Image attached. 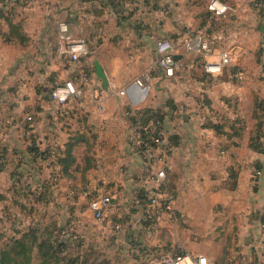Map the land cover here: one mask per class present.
Listing matches in <instances>:
<instances>
[{"label": "crops", "instance_id": "crops-1", "mask_svg": "<svg viewBox=\"0 0 264 264\" xmlns=\"http://www.w3.org/2000/svg\"><path fill=\"white\" fill-rule=\"evenodd\" d=\"M208 1L24 0L1 9V245L34 229L39 240L58 236L73 222L100 235L103 262L152 264L170 244L213 264H257L261 254L264 264V0H224L235 9L224 16L212 15ZM60 23L90 44L78 62L59 52ZM190 28L207 34L211 55L185 51ZM162 37L179 65L171 77L158 56L155 64L147 57ZM223 50L230 64L207 73L203 62ZM84 71L93 81L82 97L64 106L50 98L54 80L78 82ZM111 89L98 110L94 91ZM153 113L163 143L148 151L136 143L135 123ZM158 164L175 199L174 216L155 219L145 200ZM103 194L112 204L103 221L90 217L103 229L89 233L82 211L90 216L89 199Z\"/></svg>", "mask_w": 264, "mask_h": 264}, {"label": "built area", "instance_id": "built-area-1", "mask_svg": "<svg viewBox=\"0 0 264 264\" xmlns=\"http://www.w3.org/2000/svg\"><path fill=\"white\" fill-rule=\"evenodd\" d=\"M208 11L214 16H224L235 9L231 7L224 0H209L207 3ZM60 43L59 52L62 57H67L70 61L78 62L82 57L89 53L86 41L83 38H74L68 33V26L66 23L59 24ZM182 46L186 52L194 53L202 57H207L213 53L212 42L207 34L200 29H187L182 35ZM156 52L158 54V66L165 76L171 77L178 68V61L174 53L173 41L168 37H162L156 43ZM231 62L230 53L227 50L220 52L218 61L203 62L204 70L211 74H220L223 68ZM93 81V74L90 72H82L81 76L76 82L73 79L54 80L50 90V98L59 106H64L72 99H78L83 96L85 88ZM135 83L142 85L140 79H136ZM117 91L111 89L109 91L96 90L94 91V101L96 108L100 110L103 106L104 100L107 96L114 95ZM123 95L124 91H118ZM138 116V111H133ZM26 121H33L32 114H27ZM135 130L138 134L137 144L142 146L145 150H152L155 146L163 143V136L161 133V120L159 117H153L151 121L140 122L136 121ZM259 170L254 171V177L259 175ZM156 186L152 189L145 200L146 216L150 218L159 219L162 212L172 213V203L175 199V192L167 182L165 167L162 164L156 166L155 171ZM112 204V196L110 194L95 195L89 199L88 208L92 212L95 220L103 221L106 211ZM147 217V218H148ZM149 218V219H150ZM113 227L118 229L119 224H114ZM258 240L264 244V221L258 227ZM262 254L257 264H262ZM152 264H213V262L205 255L193 254L187 251L172 252L170 250L161 251L158 257Z\"/></svg>", "mask_w": 264, "mask_h": 264}, {"label": "rangeland", "instance_id": "rangeland-1", "mask_svg": "<svg viewBox=\"0 0 264 264\" xmlns=\"http://www.w3.org/2000/svg\"><path fill=\"white\" fill-rule=\"evenodd\" d=\"M24 0H0V11L2 8H5L7 6H11V5H16V4H23ZM87 42V41H86ZM88 47V49L90 48V44L87 42L86 43ZM158 54L156 51H151L147 57L150 58V63L151 64H155L156 58H157ZM157 65V62H156ZM84 214H82V220L81 223H86V227L88 228L89 233H92L93 231H102V223H98L96 222H90L89 219H91L90 217H93L92 213L90 214H85V210L82 211ZM91 212V211H90ZM85 221V222H84ZM74 223L73 222H68L66 224H64L63 227H65V229H61L62 232H59V235H55L53 237H51V240L48 243V247L49 245H56L58 243H62L63 248H65V250L62 253H57L55 250L51 252V250H47L48 256H46L43 259H40L39 254L38 253H34V255H30L31 256V263L33 264H59L60 261H63V258L67 257L69 259V255L68 254V249H71L70 252L72 251L74 253V256L72 258H70L71 260L74 257H79V260L75 263V264H119L117 263V261L115 262H103L102 259H105L104 257H107V255L105 253L102 252L103 248H101L102 241L103 239L100 237L99 234H97V236H91L88 237L85 235L84 233V229H82L80 227V225L77 227L73 226ZM58 227V226H57ZM53 229V227H52ZM73 229V230H72ZM84 234V235H83ZM92 235V234H90ZM88 237V238H85ZM72 237V238H70ZM1 245V243H0ZM56 247V249H59V246H54ZM92 247V248H91ZM50 248V247H49ZM174 248H176V246L174 245V247L170 244H167L165 246L164 250H174ZM94 249V250H93ZM90 250V251H88ZM35 252V251H34ZM81 252H85L88 254H92L91 255H85ZM10 254V258H11V262L13 264H28L27 261L25 260L24 257H26L27 259V255H23V254H18L17 252L13 251H9ZM107 259V258H106ZM43 260V261H42ZM42 261V262H41ZM64 264V263H63Z\"/></svg>", "mask_w": 264, "mask_h": 264}, {"label": "trees", "instance_id": "trees-1", "mask_svg": "<svg viewBox=\"0 0 264 264\" xmlns=\"http://www.w3.org/2000/svg\"><path fill=\"white\" fill-rule=\"evenodd\" d=\"M140 116V115H138ZM142 116V115H141ZM140 116V117H141ZM153 117H159V119L161 120L160 116L157 113H153L152 115H149L148 117H142L140 122H147L150 121ZM37 229L34 230H30L27 233H23L22 236H20L19 238L16 237H12L11 239H9L8 242H4L2 245H0V264H13L10 258V254L9 251H15L18 254H23V255H27V259L26 257L25 260L27 261L28 264H33L31 263V256L30 255H34V253H38L40 259L45 258L46 256H48L47 250H51L52 251H56L57 253H62L65 248H63L62 243H58L56 244L57 246H59V249H56V245H49L48 247V243L51 240V237L54 236V233H48L45 236V238L42 239H38L37 235ZM34 246H36V250H34ZM65 247V246H64ZM35 251V252H34ZM72 257H69V259L67 257L63 258V261H60L59 264H75L78 260L79 257H74L72 260L70 259ZM46 260V259H43ZM42 260V261H43ZM41 261V262H42ZM42 264V263H40Z\"/></svg>", "mask_w": 264, "mask_h": 264}, {"label": "water", "instance_id": "water-1", "mask_svg": "<svg viewBox=\"0 0 264 264\" xmlns=\"http://www.w3.org/2000/svg\"><path fill=\"white\" fill-rule=\"evenodd\" d=\"M94 64H95V69H96L95 74L97 77H99L102 80V86L104 89H106L107 88V78L103 70V67L98 61H95Z\"/></svg>", "mask_w": 264, "mask_h": 264}]
</instances>
